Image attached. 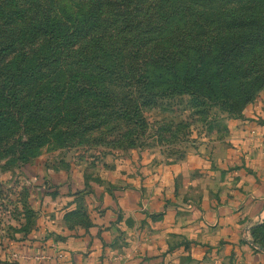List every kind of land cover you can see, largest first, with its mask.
Listing matches in <instances>:
<instances>
[{"label":"trees","instance_id":"16d2710c","mask_svg":"<svg viewBox=\"0 0 264 264\" xmlns=\"http://www.w3.org/2000/svg\"><path fill=\"white\" fill-rule=\"evenodd\" d=\"M1 3L0 128L22 117L31 125L86 127L108 115L145 129L148 109L179 96L197 103L196 114L218 105L237 113L264 88V0ZM67 4L79 11L69 12ZM181 18L185 24L171 26ZM52 67L58 77L44 72ZM42 83L48 86L32 91ZM253 229L264 236V223Z\"/></svg>","mask_w":264,"mask_h":264},{"label":"crops","instance_id":"0c3cea01","mask_svg":"<svg viewBox=\"0 0 264 264\" xmlns=\"http://www.w3.org/2000/svg\"><path fill=\"white\" fill-rule=\"evenodd\" d=\"M211 155L119 160L95 180L83 166L25 170L26 199L10 206L28 200L33 222L0 203V264H264L251 235L264 222V90Z\"/></svg>","mask_w":264,"mask_h":264},{"label":"rangeland","instance_id":"374dc122","mask_svg":"<svg viewBox=\"0 0 264 264\" xmlns=\"http://www.w3.org/2000/svg\"><path fill=\"white\" fill-rule=\"evenodd\" d=\"M66 8L71 13L79 11V7L75 5H68ZM9 10L10 19L14 20L16 6L10 4ZM176 24H185V19H176L171 26ZM33 65V60L27 64V74ZM57 71L55 67L44 69L49 77H58ZM28 79L31 81L30 76ZM42 84H33L35 90L32 91L48 86ZM263 90L264 88L261 92ZM31 93L33 92L29 91ZM258 97L246 103L237 113H229L218 105L213 106L209 114H196L199 107L197 103L187 95L179 96L166 107L148 109L145 113L148 126L145 129H137V125L125 118L111 119L108 115L94 118V122L88 121L86 127L62 122L56 125L49 121L42 122L43 125H31L25 123L22 117L9 125V128H0V203L6 207L15 205L17 201L15 203L14 197L18 193L26 199L23 195L28 185L26 171H39V175H48L47 170L49 173L57 170L59 173L76 172L78 166H83L85 173L95 180L100 175L101 171L98 169H102V165L109 168L113 162L119 160L134 162L151 159L155 163L161 160L175 162L195 151L212 158L211 154L214 153L217 142L229 138L236 120L244 117L246 109ZM28 127L34 129L30 130ZM20 137L28 139L26 145L19 144L17 140ZM21 202L20 207L10 206L12 208H7L6 212L16 207L12 213L24 219L23 225L27 226V215L32 208L28 200ZM6 212H3L4 221L7 219ZM255 231L253 229L251 232L253 240L262 246L263 230Z\"/></svg>","mask_w":264,"mask_h":264}]
</instances>
